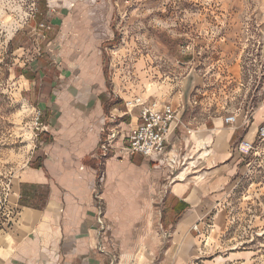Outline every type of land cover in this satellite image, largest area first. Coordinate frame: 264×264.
<instances>
[{
	"label": "rangeland",
	"instance_id": "obj_1",
	"mask_svg": "<svg viewBox=\"0 0 264 264\" xmlns=\"http://www.w3.org/2000/svg\"><path fill=\"white\" fill-rule=\"evenodd\" d=\"M64 8L77 30L66 33L68 23L47 29L53 10ZM89 28L97 29L90 35ZM61 29L66 37L55 44L52 39ZM75 34L80 44L93 36L97 45L99 37L108 84L131 92L128 99L153 100L154 88L163 93L170 84L173 90L189 89L186 101L196 109L218 108L228 116L264 107V0H0V187L12 189L47 132L42 115L52 90L58 85L54 97H59L68 84L42 57H49L50 44L52 49L60 41L75 43ZM41 72L47 75L45 83ZM202 73L211 77L194 84V76ZM179 105L181 109L186 102ZM38 110L42 115L37 120ZM259 126L249 135L255 143L250 156L240 155L236 146L237 171L222 201L191 232L194 237L172 243L173 227L158 226L157 234H167L166 240L150 251V244H136L125 251L123 264H264V140L255 135Z\"/></svg>",
	"mask_w": 264,
	"mask_h": 264
},
{
	"label": "crops",
	"instance_id": "obj_2",
	"mask_svg": "<svg viewBox=\"0 0 264 264\" xmlns=\"http://www.w3.org/2000/svg\"><path fill=\"white\" fill-rule=\"evenodd\" d=\"M66 9L53 10L47 29L71 26ZM96 29L89 28L88 34ZM64 32L52 42L66 37ZM74 36L75 43L60 41L52 49L50 40L49 57L41 60L56 67L61 83L68 84L59 97H54L59 86L52 90L42 115L47 132L13 182L9 202L14 217L0 231V264H123L125 251L136 244H150V251L166 240L167 234L156 231L164 225L173 227L169 242H188L206 213L222 201L237 171L236 146L264 122V107L259 106L249 120L246 111L234 112L236 120L228 124L225 112L196 109L186 101L189 89L173 90L168 84L163 93L151 92L153 100L169 102L178 111L167 153H135L119 161L140 110L126 108L131 92L108 84L99 37L96 45L93 36L83 44ZM35 52L37 58L39 48ZM40 76L47 82V75ZM209 77L196 75L193 83L201 85ZM111 133L115 143L103 150Z\"/></svg>",
	"mask_w": 264,
	"mask_h": 264
},
{
	"label": "built area",
	"instance_id": "obj_3",
	"mask_svg": "<svg viewBox=\"0 0 264 264\" xmlns=\"http://www.w3.org/2000/svg\"><path fill=\"white\" fill-rule=\"evenodd\" d=\"M43 26V24H41ZM125 105L128 110L133 111L139 108V123L131 129L127 144L120 152L123 158L135 153H140L147 157L155 155H164L167 153L168 135L177 120V112L173 105L169 102L160 104L155 100H149L141 96L125 100ZM253 111L247 112L246 116H252ZM42 115V111H37V120ZM236 120L235 114L232 113L225 117V122L230 124ZM257 135L260 139L264 140V124L260 125L257 129ZM116 135L111 133L106 142L103 143V150L108 148L114 142ZM254 141L243 139L237 146V151L244 157L250 156L255 148ZM11 187L5 184L0 187V228L6 224L11 223L14 217V211L10 208L9 195ZM100 223L103 221L99 219Z\"/></svg>",
	"mask_w": 264,
	"mask_h": 264
},
{
	"label": "bare ground",
	"instance_id": "obj_4",
	"mask_svg": "<svg viewBox=\"0 0 264 264\" xmlns=\"http://www.w3.org/2000/svg\"><path fill=\"white\" fill-rule=\"evenodd\" d=\"M194 76V75H193ZM14 188V187H13ZM14 190V189H13ZM11 197V196H10ZM13 197V196H12ZM14 198V197H13Z\"/></svg>",
	"mask_w": 264,
	"mask_h": 264
},
{
	"label": "trees",
	"instance_id": "obj_5",
	"mask_svg": "<svg viewBox=\"0 0 264 264\" xmlns=\"http://www.w3.org/2000/svg\"><path fill=\"white\" fill-rule=\"evenodd\" d=\"M21 204H23V202L21 201Z\"/></svg>",
	"mask_w": 264,
	"mask_h": 264
}]
</instances>
